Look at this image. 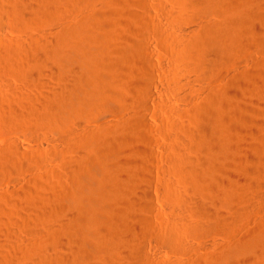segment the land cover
<instances>
[{"label":"rangeland","instance_id":"obj_1","mask_svg":"<svg viewBox=\"0 0 264 264\" xmlns=\"http://www.w3.org/2000/svg\"><path fill=\"white\" fill-rule=\"evenodd\" d=\"M11 1L12 0H10V1L9 0L8 1H6V0L1 1L0 0V5H3V6H0V8L3 9V7L5 5H6L5 8L8 7ZM22 1L23 2L25 1V3L28 2V5L30 4L31 6L30 5L29 6L32 9L37 8L39 6V4L46 2L49 6H51V8H53L52 10H54V11H52V13L55 14V12H56V14L55 15L48 14L50 16L46 15V17H47L46 19H43V18H45V16H42L43 18H39L40 19L39 21L37 19L35 21L34 20L35 18L33 19V17L31 18L32 19L31 20L30 14H28V15H26L27 17L25 16L26 18L25 17L24 18H25V20L27 19L26 21L29 22V23L27 22L29 26L26 24H25L26 27L20 26L21 29L23 28L21 30V29H19L20 27H18L16 22H14L13 20H8L7 18H5L2 15V10L0 9V13H1L0 14V20L5 24V25H3V23L0 22V25H2V26H0V39L3 40V41L0 40L1 45H3L1 42H4V40L10 41L11 39H15V40H13L14 42L16 41V39L18 41L21 40L23 42V44H25V42H27V40L30 39V37L35 38L34 36H36V38H41L42 34L44 33L46 35L45 32H47V34H48L49 30H51V32L59 30L60 27H63L65 25L64 23L69 25V23H71V24L73 22L77 23V21L83 22L84 20H87V19L89 20V18L91 20V21L90 20L89 21L91 23H93L92 19H94L93 18V17H95L94 15H96V16L105 15L103 17L106 18V20H105L106 23H113V21L114 22L119 21V23H122V24L128 23V25L126 24V26L122 25L123 30H122V34H121V40L124 39V41H125V40H129V39H135V37L137 38V34L139 35L138 31H140V32L142 31V33L145 32L144 38L146 41V45H147L146 48L147 49H145L146 55H144V56L147 59H144L143 60L144 62L137 60L135 62L136 63L135 69L132 70V72L130 73V74H132L131 77H130L129 73H128L129 76L125 75L122 78V81L119 85L120 88L118 86V90H115V89L113 90L114 91L113 93H115V94H112V91H111L109 96L111 95L110 97L114 98V99H109L110 102L106 101V103H104V104L100 102V103H98V105L93 106L92 109L79 110V112L77 114V118H74L73 127L75 126L74 129L76 131H80V130L82 131L84 128H86V131L90 130V132L91 131L101 132V133L111 132L112 140L115 137V139L113 141H114V143L115 142H117V143L113 144V141H111L112 143L110 141H108V143L107 142L104 143L105 146L99 145L98 142L95 143V141H96L95 137H92L93 135H89L86 138V140H83V142L82 141H76L77 140L76 139L74 141V143L75 144L77 143V144L74 145L75 146L74 147L73 145L71 146V145L65 144L66 142L63 139L62 130L60 128H56V126L49 125V124L46 126H43L41 128V130L37 134L34 135V133L31 131L32 130L31 127L29 125H27L26 123H25L26 125H23L24 123H17V121L15 119L10 120V117H9L7 111L9 110L10 106H13L16 103L21 102L22 97H23V100L25 101V103H28V102L30 103V102H32V100H35V101H33V103L38 102V101H40L39 99H41L42 95L46 94V95H44L46 97V96L51 95L50 93H52L53 91L54 92L59 91L60 86H61L60 85L61 82L55 76V73L53 70H55L56 67L51 65L53 63H51L50 61L45 63L46 66L44 68H42L40 70L36 69L37 71H34L31 74H29L30 72L29 73L27 72V71H30L29 66H27L28 63L27 64L25 63L24 65L21 64L20 66L19 65L18 66L13 65L14 68H12L13 66H11L10 69L9 68L4 69L2 67V65H0V88H2V89H0V147L1 148L3 147L2 148L3 151H6V149H8L5 147H11L12 144L17 147L16 149H13V150H16V151H14L15 153L13 152L14 156L12 154L10 155L11 157L13 156L11 160L9 159L10 158L9 156H6L4 154V152L0 150V155H2L0 157V213L2 211L4 212L6 210L10 211V213L6 211L4 215L1 213L3 215V217H5V218H2V222H3L2 227L3 228L0 226L2 228V229H0L1 230L0 231V250H1L0 251V258L3 257L2 259L4 260V262L9 260L10 262H12L11 264H18L19 261H21V260H25V259L29 260L31 256H33V255L37 256V254L42 250L39 248L44 246L43 245V243H45V240H44L45 232H44V230L49 226L51 220H50V222H48V221L46 222V220L41 221L43 224H46V225L49 223L47 225V227H46V225L43 226V224H41V222L40 223L37 222L35 225H32L29 223L30 222L29 219L32 216V215L30 216V214L33 211L32 203H33V201H35V198L27 199L26 196H27L28 192L26 190H28V188L32 189L31 187L28 186V184L31 185V183L34 181V179L32 177L36 178L35 181H37L39 179L37 182H39L42 190L44 189L43 195L45 197L50 196L49 200H52V202H54V199L56 198L55 201H58L57 202L58 204L57 203L55 204L56 207L54 206V203L52 204L49 200H47V199H45V200L49 204L51 203L50 206H52L53 211H54L53 208L55 207V210L58 211V212L55 211V212H57V213H55L56 218H58L59 220L61 219V222L63 223V222H65V219H66L65 214L67 212L66 210L64 211L65 206H66L64 204V203H66L65 198L66 199L68 198V196L66 197V194L68 192L66 188H68L69 185L71 188V180H70L71 178L69 177V175H67L69 173V171H68L69 167H70L69 165H71L72 162H74V160L76 158H78L77 156L80 157L79 154H82V153L84 154V152L86 154L87 149L89 150L92 147L91 149H93L94 151H96V149H97V151H98V148L100 147V149L102 151H99V152L96 151L95 152V154L97 153L96 154V162H95L97 165L94 163V165L91 166L89 176H87L85 178V181H87V182H83L82 186L80 185V187H78V189L76 190V197L77 198L80 197L79 200L78 199L77 200H78V203L80 201H81L80 203L83 202L82 204H85V202H86V204H92V202L95 201L93 203V206L96 208V213H98V214L95 213V216H96V219L98 220V223H100V224L102 223V226H104V224H107L110 221V218H109L110 215H109V212H107V210H109L108 206H110V201H112V200H109L110 199L109 194H108L109 199L107 198L108 197L107 194L103 195L104 190H105V189H103L104 188L103 185L106 184V177L104 175L102 168H104V167L105 168L106 167H108V168L122 167V168L130 169V170H137V171L143 170V172L145 173L143 176V172L142 171H141L142 173L139 172V173H141L140 176L141 177L143 176V178L142 179L140 178L141 179L140 185L136 191V195L138 197H136V198L139 199L138 201H140L139 202L140 204L142 203L141 204L142 208L144 207L142 210L138 209L139 212L137 214L140 218H143V217L147 218L145 220L146 221L148 220L147 221L148 225L145 226V228L139 227L137 229L138 232H140V231L142 232V230H143V232L142 233L140 232L142 236L139 235L140 237L136 238V240L134 239V241H133V243H135L134 244L135 246L133 247V248H135V249H133L134 258H131L128 255V251L125 250L126 248H124V250L122 248L120 253L117 254V257L116 256L113 257L114 264H163V263L167 264L168 263L167 261H172L171 262L172 264L174 263V261H175L174 264H178V263L179 264L180 263H182V264H194L196 261H197L196 262L197 264H264V155L262 154V153H264V151H260V150H264V144H263L264 138H262V137H264V133H263L264 132V125H263L264 124L263 123L264 122V79H263L264 78V76H263L264 75V71H263L264 70V67H263V65H264V47H262V46H264L263 45L264 44V17H263L264 16V13H263L264 12L263 11L264 10V8H263L264 7V2H263L264 0H261V1L260 0H242V5L252 7L255 10L257 8V12L259 14H261L260 12H262L261 15L257 14V16H254L255 19H253V22H252L255 25V27L252 24L251 29L256 28V31H255V29H253V30L249 29V31H248L246 26H242L241 28L236 26L237 24L234 21H235V18H237V16L240 15L241 11L239 10L240 6L237 3H235L234 0H229L230 3L226 7V9H223L222 11H220V13L223 16H225V18H226L225 25L221 24V23L213 22V21H215L213 12L211 11L208 13L207 11H205V8L203 7V3L205 0H199V1L198 0H192V1L189 0L190 2L188 0H127V1L126 0H114L115 2L113 0H104V1L103 0H101V1L100 0H97V1L92 0L93 1L92 3L90 2L91 0H86V1L85 0L84 1L74 0L72 2V4H71L72 0L71 1L68 0V2H67L68 5L65 4L66 6H64V3H62L63 1L61 2L60 0H56V1L55 0H45V1L44 0H42V1L41 0H33V1L32 0H22ZM35 1L38 4H36ZM69 1H70V3H69ZM245 1H246V4H245ZM39 2H41V3H39ZM82 2H84L83 4H85V5H83ZM111 6H112V8H111ZM180 6H182L183 8H179ZM63 7H66V8H63ZM68 7H70V8H68ZM107 7H109V8H107ZM200 7H201V9H200ZM260 7H262V8H260ZM106 8H107V10H106ZM184 8H185V10H184ZM64 9H67V11ZM28 10H30V9H28ZM28 10L26 11L27 13H29L31 11V10L30 11H28ZM62 11H63V15H62ZM70 11L72 14L70 13ZM147 11L148 12L151 11V12H149V14H148V13H146ZM112 12L117 13V14H113ZM133 12H134V14H133ZM198 12H199V14H198ZM202 12L204 15L202 14ZM58 14H59V16H58ZM73 14H74V16H72ZM130 14L133 15L132 19H131ZM147 14H148V16H147ZM186 14L191 18H189ZM75 15L77 16L78 19L76 18ZM139 15L143 18L145 16H147V18H149V20H151V21H149L148 19H147L148 21L146 19H144L145 20L144 22L147 21L148 24L143 23V25H145V26H143L142 22H140V25L138 27L139 29H138L137 25L135 26L133 23H137L136 22V20H137L136 16H138V19H139L140 18ZM259 16H261V17H259ZM50 17H52V18H50ZM68 17H70V18H68ZM153 17H154V19H151ZM184 17H185V19H184ZM56 18H58V19H56ZM134 18H136V19L133 20ZM4 19L6 22H4ZM107 19H109V21ZM131 20L134 22H131ZM255 20H256V22L258 21L257 23H260V22L261 23L257 24L255 22ZM10 21L11 22L13 21L15 23V24H13V22L11 23L14 26L10 25ZM37 22H38V24H36ZM129 22H131L133 24V26ZM151 22L155 26L152 25ZM176 22H177V25H176ZM24 23H25V21H24ZM33 23H35V24H33ZM57 23L60 25L59 27H58ZM208 23L210 26L208 25ZM157 24H159L160 27ZM234 24H236L235 25L236 29H235V26H232ZM67 25H65V26H67ZM16 26H17V28H16ZM156 26H158V27H156ZM205 26H207V27H205ZM217 26H218V28H217ZM130 27H131V29H130ZM152 27L154 29H152ZM25 28H26V30H25ZM144 28H145V30H144ZM147 28H150V29H147ZM155 28H157V29H155ZM232 28L235 31H237L236 36H233L234 30ZM205 29H207V30H205ZM132 30L134 33H132ZM151 30H153V31L151 32ZM199 30L201 31L200 33H199ZM205 31H206V33H205ZM241 31L243 32V34ZM245 31L247 34L245 33ZM196 33H198V34H196ZM201 33L204 36L201 35ZM212 33L215 36H213ZM26 34L28 36L29 35L30 36L26 37ZM239 34L241 35V37ZM37 35L38 36L41 35V36L38 37ZM134 35H135V37H134ZM230 35H232V36H230ZM197 36H199L201 38V40H200L201 45L200 46H204V47H200L199 52L200 51L201 52L200 53L198 52V56L203 55L204 56V57L202 56L203 60H204V58H206L207 60L205 59L203 61L202 57H200L199 59H191V60L189 58H187V60H189L188 62H190V63L192 62L190 64V63H187V60H185V58H184V60L186 62L183 61V59L181 60L182 61L181 62L179 60L180 58L178 59L176 57V55L178 53H180V52H178L179 48L181 49V47H184L186 45V42H188L189 40H191V41L194 40V38ZM210 36H212V37H210ZM226 36L227 37L230 36L229 38L231 40L229 38H227ZM238 36H239V38H238ZM21 37H23V38H21ZM242 37H247L246 38L247 40L246 39L243 40ZM258 39H260L261 41ZM7 41H5V42H7ZM21 41H19V42H21ZM184 41H186V42L184 43ZM212 41H214V42L212 43ZM253 41H255V42H253ZM226 42H227V44H225ZM204 43H205V45H204ZM256 43H257V45H259V48L255 47ZM224 44L226 45L225 47L223 46ZM4 45L0 46V48L4 47ZM180 45H181V47H180ZM215 45H217L216 46V47H218L217 49H215L216 48V47H214ZM229 45H230V47H229ZM253 45H254V47H253ZM208 49L210 52L208 51ZM219 49H221L223 52H221ZM213 50L215 52H212ZM259 50H263V51H259ZM171 51H174L175 56L172 55L173 53ZM260 52H262V53H260ZM212 53H214V54H212ZM143 54H144V51H143ZM210 56H212V58ZM216 58H218V59H216ZM208 59L210 60V62L208 61ZM211 59L212 60L214 59L216 61L215 62L212 61V63H211ZM223 59H224V62H223ZM146 60L148 63L146 62ZM205 61L206 62L208 61V63L205 64ZM195 62L197 63V65L199 63L198 69H201L202 70L201 72H200V70L196 69L197 65L195 64ZM202 62H204L205 65ZM209 63L212 64V66ZM213 63L217 64L216 68H214L215 66L213 67V65H214ZM201 64L204 65V66L203 65L201 66L202 68H200ZM208 64L211 67H213L214 69L210 68ZM22 65H23V67L25 66L24 68H26V66L28 67V70L26 68V72L28 73L29 76L28 75L24 76L26 74V72H25V69H23ZM143 65H144V67H143ZM193 66H195L196 68H194ZM206 66H208V69L209 68L210 69L208 70L206 68L207 71L206 70L204 71L203 68ZM20 72H22V73H20ZM43 72H46V73H43ZM258 72H261L263 74L261 75V73H258ZM40 73H41V75H40ZM204 73L205 74L207 73L206 74L207 76H205ZM253 73H255V74H253ZM32 74H33V76H32ZM30 75L32 76V78L30 77ZM48 77H50V78H48ZM144 79H145V81H144ZM146 80H150V82L153 83V85H150V89H151L150 91L154 97H152L153 100L150 99L148 101L149 104H147V106L142 107V106H140V103H141L140 98L141 97L138 96L137 94L141 95V93H142L141 89H143V88H139V87H142V85L146 82ZM23 81H25V83L27 82L26 85H28V87L26 86L24 88L23 84L25 85V83ZM46 81H48V83H50V84L44 83ZM53 82H55L56 84ZM57 83H59V84H57ZM43 86H44V88H42ZM30 87H31V89H30ZM49 88L52 90L50 91ZM37 89H39V90H37ZM120 89H121V91H120ZM44 90H45V92H44ZM30 92H31V94H30ZM41 92H43L44 94H42ZM135 92H137V93H135ZM23 93L25 96L22 95ZM9 94L12 95V97ZM18 94L20 96H17ZM119 94H122V96H119ZM205 95H207V96H205ZM8 96H9V98H7ZM26 96L30 98V99L27 98L28 102H26L27 101ZM114 96H117L119 98L114 97ZM136 97H139V98H136ZM198 97L201 99H198ZM18 98L19 99L21 98V99L17 100ZM115 98H117V100ZM36 99H38V100L36 101ZM137 99H139V101H138L139 103L137 102ZM209 99H211V101H213V106H214L213 111L214 112H209V113L204 114L201 117H199V116L196 117V115H194L195 107H198L200 103H204L206 101H209ZM13 101L14 102L17 101V102L14 103ZM24 101H22L23 105L21 103H19L20 105L17 104L19 107L16 105L18 107V108H16L17 110H19V111L22 110L21 109L22 106L25 105ZM188 101H190V102H188ZM107 102H108V104H107ZM214 102H215V104H214ZM190 103L191 104L193 103V104L191 105ZM6 104H9V105L7 106ZM11 104H13V105H11ZM186 105H187V107H186ZM5 106H6V108H5ZM1 107H3V108H1ZM185 107L188 109H186ZM140 108L142 109L143 113L140 111ZM192 108H193V110H192ZM179 109H182V110H179ZM3 110H4V113H3ZM177 111H179L180 113ZM145 112H146V114H145ZM192 112H194V113H192ZM6 115L8 116V118L6 117ZM206 115H208V116H206ZM144 116H145V120H143ZM259 116H261V117H259ZM1 118H3V119H1ZM12 120H14L15 123H12V122H14ZM134 121H135V123L137 122L135 126H133ZM140 121H143V123L142 122L140 123ZM128 122H129V125H130V123H132V125H130V126L133 127V130L135 127V131H134L133 135L128 133V131H125V134H127L126 135L127 137H126L124 134V129L130 128L129 125H128L129 127L127 126ZM170 122H172V123H170ZM256 122L258 124H256ZM78 123H79V125H76ZM192 124L196 127H194ZM259 124H261V126H259ZM81 126L83 128H81ZM172 126H175L176 129H174ZM257 126H259V127H257ZM119 127H121V128H119ZM178 127L181 128V130ZM199 127H201V128H199ZM119 129H120V131L118 132ZM173 129L175 131H173ZM198 129H200V130H198ZM206 129H208L209 131ZM186 131L187 132L190 131V132L187 133ZM201 131H203V132H201ZM122 132H123V134H122ZM209 132H211V133L209 134ZM167 133H168V135H166ZM175 133H176V137L174 136ZM38 134H39V137H38ZM129 135H130V137H128ZM184 135H185V139H186L185 141L186 142L188 141L187 142L188 148L186 150V154H188V156H190V158L192 156L191 159H193L197 162L199 161L198 163L202 164V165H200L202 170L207 169V171H210L212 169L213 179H214V182L216 183L215 186H217L218 188L214 187L213 188L214 190H211L209 192L207 190H206V192H205V190H203L204 192H199L198 191L199 189H196L194 184L193 185L190 184L189 187H191V188H189L188 187L189 184L186 186L183 183V181L179 182L181 177L178 173H176L175 171L172 170L171 166H170L171 171H169L170 169L168 166L170 164H169V162H167L168 158L166 157L167 152H168L167 146L168 147L172 146V143H173L172 141H173L174 137L176 139L179 137H183V139H184ZM189 135H190V137H189ZM205 135H206L207 139L205 138ZM260 135H261V137H260ZM118 136H119V139H118ZM192 136L194 138H192ZM214 136H217V137H214ZM121 137L124 139L125 143L123 142V139ZM125 137L127 139H125ZM91 138H92V141L90 140ZM187 138H189V139H187ZM93 140H95V141H93ZM130 140L132 142H129ZM190 140H192V141H190ZM195 140L196 141L198 140L199 142H196ZM227 141H228V143H227ZM80 142H81V144H80ZM127 142H128V144H127ZM200 142H202V143H200ZM215 142H218V144L216 146L218 147V145H219L220 149L212 147V145L213 146L215 145ZM92 143H93V145H92ZM196 143H197V145H196ZM5 144L7 146H5ZM78 144H80V145H78ZM94 144L95 145L97 144L98 146L97 145L94 146ZM8 145H10V146H8ZM164 145H165L166 150H165V148H163ZM256 145H258V146H256ZM262 145H263V148L260 147ZM14 146H12V147H14ZM78 147H79L80 151L78 150ZM96 147H98V148H96ZM190 147H192L191 150H190ZM252 147H254V148H252ZM255 147H258V148L255 149ZM188 149H189V151H188ZM17 150H18V152H17ZM75 150L77 152H75ZM104 150H106V151H104ZM109 150H110V152H109ZM16 152L19 154H17ZM21 152L25 155V156H23V159H22L23 154ZM147 153H149V154H147ZM83 154H82V156H83ZM150 154H151V156H150ZM196 154H197V156H196ZM4 155L6 158L8 157L7 159H9V163H8V161H6V163H8L6 165H4L5 159H6V158H4ZM73 155H75L76 158ZM16 156H17V158H16ZM69 157H71V158L69 159ZM16 159L17 160L19 159V161H17ZM203 159L205 160V162ZM208 160H209V163H208ZM97 161H99L100 163L105 161L104 162L105 164H103V163L99 164V162H97ZM19 162H21V163H19ZM165 162H167V163H165ZM244 162L246 164H249L250 166H252L251 168L255 172V179L254 180H251V181L248 180L247 181V179H243V175L241 172V165ZM16 165L18 167H16ZM67 165H68V167H66ZM145 165L146 166L148 165L147 167H149V168H147ZM98 166H100V167H98ZM164 167H166V168H164ZM168 172H169V174H168ZM172 172L174 174H172ZM36 175L38 177H41V178H38ZM66 175L69 177V179ZM172 175H174V176H172ZM175 176L179 177L180 179L176 178ZM241 177H242V179H241ZM31 178L33 179V181L29 182V181H31ZM88 179H89V181H88ZM168 179H172L170 181H175V182H176V180H179L178 182H176V184L178 183L179 188L176 185L175 189L178 188L177 191L178 190L181 191L178 194H180L181 196L183 195L185 199L188 198V200H189V198H190L189 201L186 199V201H188V202L191 201L190 204L192 203V205H189V203L187 202L188 203L187 205H189V208L186 207L187 205L186 206L184 205V207L182 206L184 211L181 207L179 208L178 213H177L178 208H176V207L174 208V210L176 212L173 210L171 202L167 201V199L165 197L166 192H163L164 185L166 183H168V184L170 183V181ZM64 180L66 183H64ZM68 180H70V181H68ZM242 180H246L247 183H245V182L243 183ZM172 183L173 182H171L170 185H172ZM174 183H173V186H174ZM64 184H65V187L63 186ZM180 184L182 187L179 186ZM66 185H68V186L66 187ZM198 185H200L199 182H198ZM60 186H63V190L66 191V194L62 190V187L60 188ZM166 186L167 185H165L164 191H166V188H167ZM26 187H28V188H26ZM20 188H21V190H20ZM70 188H68V189H70ZM182 190H184V191H182ZM9 191H10V193H9ZM30 191L33 192V190H29L28 197H29V194L30 195L34 194V192H33V194H31ZM60 191L65 195L63 196V194H62V196H61ZM148 193H150L148 195L149 197L147 196ZM194 193H195V195H194ZM54 194H59L57 196H59L61 198L55 197ZM184 194H186V195H184ZM4 195L6 196V198L9 196L7 198L8 200L4 197ZM207 196H209V197H207ZM17 197H19V199H20L19 203L17 201V200H19ZM24 197L28 200L29 203L26 202L27 200H25ZM88 197H89L90 202H89V200H88V202L86 200V199H88ZM146 197L148 198L147 200L145 199ZM163 197H165V198H163ZM58 198L60 201L58 200ZM140 198H143V200L141 199L142 200L141 201ZM4 199H6V201ZM23 199H24V201H23ZM37 199H36V201H39V199L38 200ZM61 199H62V201H61ZM97 199H98V201H97ZM101 199H102V201H101ZM13 200H16V201H13ZM91 200H92V202H91ZM103 200H105V201H103ZM163 200L167 201V204H169V202H170L171 207L169 205L167 206L166 202H164ZM192 201L193 202L197 201V202H195L194 203L195 205H194ZM6 202H7V204H6ZM20 202H22V203H20ZM146 202H147V204H146ZM196 203H197V205H196ZM198 203H201V204H198ZM4 204L6 207L4 206ZM144 204L146 206H143ZM27 205H29V206H27ZM105 205H107V207ZM150 205L152 206V208ZM200 205L204 206L206 209L201 207ZM2 206H4V207H2ZM17 206H19V207H17ZM62 206L64 207V209ZM165 206H167V208ZM192 206H194V207L198 206L199 208H196V209L194 208V209L188 210ZM6 208H8V209H6ZM145 208L147 209L146 211H145ZM169 208L170 209L172 208L171 211ZM185 208H187V210ZM99 209L102 210L101 213H100L101 210H99ZM149 209L151 210L150 211L151 213H149ZM199 209H201V211H199ZM194 210H197V211H194ZM208 210H210V212H207ZM214 210L217 212V214ZM11 211H12V213H11ZM62 211H63V213H62ZM13 212H15V213H13ZM26 212L28 215L26 214ZM29 212H30V214H29ZM183 212H185V214H183ZM206 212L208 213V216H207ZM179 213H180V216L176 215ZM205 213H206V215H205ZM12 214H14V216H16L17 218L14 217ZM57 214H58V216H57ZM104 214H106L105 216L108 215L107 217L109 218V220L107 219V217H105L106 220H108L107 222L103 216ZM172 214H174V215H172ZM190 214H192V215H190ZM10 215H12V219H10L11 218V217H9ZM19 215H20V217H19ZM24 215L26 216L27 220H26V218H24L25 217ZM221 215H223V216H221ZM141 216H143V217H141ZM172 216H173L174 220H173ZM181 216L184 217L183 219H186V220L183 221ZM218 216H220V217H218ZM191 217H192V219H191ZM99 218H100V220H99ZM179 218H181V219H179ZM187 218L188 219L190 218V219L188 220ZM101 219H102V221H101ZM197 219L199 221H197ZM180 220L182 222H179ZM16 221H18V222H16ZM25 221L27 223H25ZM104 221H105V223H104ZM186 221H188V222H186ZM192 221L194 222V224L197 221L195 224L196 227L192 223ZM200 221H202V223ZM174 222H175V224H173L172 227H174V225H175L178 228L174 227L175 229H172L173 231L170 229L168 230L167 228L170 225H172V223H174ZM203 222L206 223L205 224L206 227L204 226ZM215 222H216V224H215ZM221 222H223V224ZM181 223L183 225H181ZM197 223L199 224L200 228L199 227L197 228V225H198ZM213 223L215 224V226ZM224 223H225V225H224ZM7 224H9V226ZM37 224H39L38 226L41 225L40 227L42 228L43 231L40 230V228L38 226L36 227ZM166 224H168L167 227H166ZM190 224H192L191 225L192 227L190 226ZM200 224L203 225L204 227H202ZM13 225H15V226H13ZM31 225L34 227V229L36 228L35 230L39 229V230H37L38 234H39V231H41L40 233H41L42 237L40 235H38L34 229H33L34 231L33 230L29 231L30 229H32V228L29 229V227H31ZM179 225H181V226H179ZM207 225L210 226V228ZM27 226H29V227H27ZM183 226L186 227L187 229L184 228ZM149 227H151V228H149ZM164 227H165V229H164ZM181 227L184 230L186 229L185 232H189V233H185L184 231H183L184 233L182 231H176V229L181 230L182 229ZM153 228H155L156 230L155 229L153 230ZM170 228H171V226H170ZM188 228L189 229L194 228V229L191 232ZM6 229H8V230H6ZM146 229H147V233H146ZM150 229L152 232H154L153 234L151 231H148ZM3 230H5L4 233H3ZM163 230H166V231H163ZM194 230H195V232H194ZM168 231L169 232L171 231V232L168 233ZM8 232H10V234H7ZM33 232H35V233H33ZM172 232H174V233H172ZM176 232L179 233L178 239H179L181 234H182L181 237L183 239L180 237V240L177 241V233ZM2 234H4V235H2ZM145 234H147V235L145 236ZM148 234H150V235L148 236ZM161 234H163L165 236H163ZM172 234H174V235H172ZM184 234H186V235H184ZM35 235H36V237L37 236H40V237L36 238ZM175 235H176V237H175ZM143 236H145V237H143ZM32 237H33V239L35 238L36 240L34 239V240H32V242L30 241V243H31L30 244L29 240H31ZM9 238L13 239V240H10ZM18 238H19V240H18ZM39 238H40V240H38ZM16 240H17V243H16ZM20 240H21V242H20ZM141 240L143 241V243ZM42 241H43V243H42ZM23 242H25V243H23ZM147 242H148V244H147ZM32 243L35 244L36 246H34ZM38 244H39V246H38ZM11 245H12V247H11ZM16 245L17 246L19 245V247H20L19 250H16V249H18V247H15ZM26 245H27V248H26ZM31 245H32V247H31ZM36 247H37V250H40L39 252H37L35 250ZM12 248H14V249H12ZM20 249H21L22 253L19 252ZM153 249L154 250L157 249V251L155 250V252H153L154 251ZM9 252H10V254H9ZM24 252H26L27 255L24 254ZM49 252L52 254L51 251H49ZM4 255H6L8 257H4ZM16 256L18 258L20 256V258L16 259L17 258ZM33 257H31V259L35 258V257L34 258ZM114 258H117V260ZM2 259H0V262ZM3 260H2V262H3ZM13 260H14V262L16 261V263H14ZM191 260H193V261H191ZM9 261L7 263H10ZM176 261H178V263H176ZM183 261H185V262H183ZM4 262H3V264H7ZM169 264H170V262H169Z\"/></svg>","mask_w":264,"mask_h":264},{"label":"bare ground","instance_id":"obj_2","mask_svg":"<svg viewBox=\"0 0 264 264\" xmlns=\"http://www.w3.org/2000/svg\"><path fill=\"white\" fill-rule=\"evenodd\" d=\"M2 1V0H1ZM4 1V0H3ZM6 1H8V0H6ZM10 1V0H9ZM21 1V2H20ZM12 0L11 2H10V4H9V6L8 7H6L5 8V6L3 7V9H1L2 10V15L5 17V18H7L8 20H13L14 22H16V24L18 25V27H20V26H25V24L26 25H28V21H26L25 20V18L27 17L26 15H28V14H30V19L33 17V19L36 21V19L39 21L40 19L39 18H43L42 16H45V18H43V19H46L47 17H46V15H48V14H53L52 13V11H54V10H52L53 8H51V6H49L46 2L45 3H41V2H39V3H41V4H39V6L37 7V8H34V9H32L29 5H28V2H26L25 3V1L23 2L22 0ZM33 1V0H32ZM42 1V0H41ZM45 1V0H44ZM56 1V0H55ZM62 3H64V6H66L65 4H67V2H68V0H60ZM71 1V0H70ZM70 1H69V3H70ZM74 0H72L71 1V4H72V2H73ZM82 1H84V0H82ZM86 1V0H85ZM97 1V0H96ZM101 1V0H100ZM99 1V2H100ZM104 1V0H103ZM114 1V0H113ZM127 1V0H126ZM189 1V0H188ZM192 1V0H191ZM199 1V0H198ZM235 1V3H237L239 6H240V8H239V10L241 11V13H240V15H238L237 16V18H235V23L237 24H234V25H232V26H237V27H242V26H246V28H247V30L249 31V29H251V26H252V22H253V19H255L254 18V16H257V14H259L258 12H257V8H256V10L255 9H253L252 7H249V6H244V5H242V0H234ZM261 1V0H260ZM80 2V1H79ZM91 3L93 2L92 0L90 1ZM106 2V1H105ZM115 2V1H114ZM129 2V1H128ZM140 2V1H139ZM138 2V3H139ZM181 2V1H180ZM185 2V1H184ZM190 2V1H189ZM264 2V1H263ZM262 2V3H263ZM35 3H36V1H35ZM60 3V2H59ZM61 3V4H62ZM84 2H82V4H83ZM96 3V2H95ZM175 3V2H174ZM187 3V2H186ZM185 3V4H186ZM199 3V2H198ZM202 3V2H201ZM229 0H205L204 1V3H203V7L205 8V11H207L208 13L209 12H213V14H214V20L215 21H213V22H215V23H221V24H224L225 25V23H226V18H225V16H223L221 13H220V11H222L223 9H226V7L229 5ZM254 3V2H253ZM36 4H38V3H36ZM100 4V3H99ZM109 4V3H108ZM140 4V3H139ZM179 4V3H178ZM245 4H246V1H245ZM59 5V4H58ZM68 5V4H67ZM83 5H85V4H83ZM181 5V4H180ZM191 5V4H190ZM202 5V4H201ZM260 5V4H259ZM0 6H3V5H0ZM37 6V5H36ZM88 6V5H87ZM145 6V5H144ZM183 6V5H182ZM182 6H180L179 8H183ZM186 6V5H185ZM189 6V5H188ZM257 6V5H256ZM110 7V6H109ZM109 7H107V8H109ZM191 7V6H190ZM263 7V6H262ZM262 7H260V8H262ZM61 8V7H60ZM63 8H66V7H63ZM62 8V9H63ZM68 8H70V7H68ZM67 8V9H68ZM107 8H106V10H107ZM111 8H112V6H111ZM110 8V9H111ZM203 8V9H204ZM259 8V7H258ZM264 8V7H263ZM28 9H30V10H28ZM67 9H64V10H66L67 11ZM147 9V8H146ZM197 9V8H196ZM200 9H201V7H200ZM30 11L29 13H27L26 11ZM69 10V9H68ZM109 10V9H108ZM112 10V9H111ZM184 10H185V8H184ZM103 11V10H102ZM197 11V10H196ZM200 11V10H199ZM264 11V10H263ZM117 12V11H116ZM130 12V11H129ZM149 12H151V11H149ZM149 12L147 11L146 13H148L149 14ZM233 12V11H232ZM58 13V12H57ZM60 13V12H59ZM66 13V12H65ZM70 13H71V11H70ZM101 13V12H100ZM113 13V12H112ZM261 14H262V12H260ZM264 13V12H263ZM1 14V13H0ZM55 14H56V12H55ZM55 14H53V15H55ZM69 14V13H68ZM72 14V13H71ZM98 14V13H97ZM113 14H117V13H113ZM133 14H134V12H133ZM148 14H147V16H148ZM193 14V13H192ZM191 14V15H192ZM195 14V13H194ZM198 14H199V12H198ZM202 14H203V12H202ZM207 14V13H206ZM205 14V15H206ZM261 14H259V15H261ZM50 15H48V16H50ZM62 15H63V11H62ZM66 15V14H65ZM111 15V14H110ZM131 15V19L133 18L132 16V14H130ZM136 15V14H135ZM143 15V14H142ZM184 15V14H183ZM187 15V14H186ZM204 15V14H203ZM202 15V16H203ZM209 15V14H208ZM216 15V16H215ZM26 16V17H25ZM58 16H59V14H58ZM57 16V17H58ZM69 16V15H68ZM72 16H74V14L72 15ZM71 16V17H72ZM76 16V15H75ZM91 16V15H90ZM95 17H93L94 19H92V22L93 23H91L90 21V18H89V22L87 21V20H84L83 22L81 21V22H78L77 20V23L75 22H73L72 24L71 23H69V25H67L66 23H64L65 25H67V26H63V27H60L59 28V30H56V31H53V32H51V30H49V33L47 34V32H45L46 33V35L43 33L42 34V36H41V38H36V36H34L35 38H31L30 37V39H28L27 40V42H25V44H23V42L21 41V40H19V41H21V42H19L17 39H16V41L14 42L13 40H15V39H11L10 41H7V40H4V42L5 41H7V42H1L3 45H4V47H2V48H0V65H2V67L5 69V68H9L10 69V67L11 66H13V65H21V64H27L28 63V65L27 66H29V70L30 71H27L29 74H31L32 72H34V71H37L36 69H42V68H44L45 66H46V64L45 63H47V62H51V63H53V64H51V65H53L54 67H56V69L55 70H53L54 71V73H55V76L58 78V80L61 82V86H60V90L59 91H57V92H52V93H50L51 95H49V96H44V95H46V94H44L43 92H41L42 94H44V95H42L41 96V99H39L40 101H38V102H35V103H33V101H35V100H32V102H28V99H30L29 97H27L26 96V102H28V103H25V101L23 100V97H22V100H21V102H19V103H23L22 101H24V103H25V105L24 106H22V110L21 111H19V110H17L16 108H18L19 106L17 105V104H19V103H16V102H14V103H16L15 105H13V104H11V105H13V106H10V108H9V110L7 111L8 112V115H9V117H10V120L11 119H15L16 121H17V123H24L23 125H29L30 127H31V131L34 133V135L35 134H37L40 130H41V128L43 127V126H46V125H53V126H56V128H60L61 130H62V136H63V139H64V141L66 142L65 144H68V145H76L75 143H74V141L76 140V141H82L83 142V140H86V138L89 136V135H93L92 137H95V139H96V141L95 140H93V141H95V143L96 142H98L99 143V145H104L105 146V144L104 143H108V141H113L114 139H115V137H114V139L112 140V134H111V132H104V133H101V132H93V131H91L90 132V130H87L86 131V128H84L82 131L80 130V131H76L74 128H75V126L73 127V121H74V118H77V114H78V112H79V110H85V109H92L93 108V106H95V105H98V103H106V101H108V102H110L109 101V99H114V98H111L110 96H109V94L111 93V91H112V94H115V93H113L114 91V89L115 90H118V86L120 85V83H121V81H122V78L125 76V75H128V73L130 74L131 72H132V70H134L135 69V62L138 60H140V61H143L144 59H147V58H145V56L144 55H146L145 54V49H147L146 48V41H145V32H143L142 33V31L140 32V31H138L139 32V35L137 34V38L135 37V35H134V37H135V39H129V40H125L124 41V39L123 40H121V34H122V25H125L126 26V24L128 25V23H119V21H116V22H114L113 21V23H106L105 22V20H106V18L105 17H103V16H105V15H103V16H96V15H94ZM115 16V15H114ZM128 16V15H127ZM140 16V15H139ZM147 16H145L144 18L143 17H141L140 16V18L138 19V16H136V18H137V20H136V22L137 23H133L135 26L137 25V28L139 27V25H140V22H142V25H143V23H145V24H148L147 23V21L149 20V18H147ZM188 16V15H187ZM194 16V15H193ZM196 16V15H195ZM201 16V15H200ZM207 16V15H206ZM236 16V15H235ZM25 17V18H24ZM29 17V16H28ZM55 17V16H54ZM66 17V16H65ZM79 17V16H78ZM107 17V16H106ZM110 17V16H109ZM113 17V16H112ZM124 17V16H123ZM180 17V16H179ZM178 17V18H179ZM189 17V16H188ZM259 17H261V16H259ZM264 17V16H263ZM50 18H52V17H50ZM68 18H70V17H68ZM76 18H77V16H76ZM114 18V17H113ZM116 18V17H115ZM118 18V17H117ZM136 18H134L133 20H135ZM189 18H191V17H189ZM55 19V18H54ZM56 19H58V18H56ZM66 19V18H65ZM78 19V18H77ZM86 19V18H85ZM112 19V18H111ZM144 19H148L146 22H144L145 20ZM151 19H154V17L153 18H151ZM182 19V18H181ZM184 19H185V17H184ZM234 19V18H233ZM32 20V19H31ZM33 20V21H34ZM108 21H109V19H107ZM119 20V19H118ZM258 20V19H257ZM263 20V19H262ZM12 21V22H13ZM24 21H25V23H24ZM45 21V20H44ZM56 21V20H55ZM70 21V20H69ZM127 21V20H126ZM129 21V20H128ZM149 21H151V20H149ZM175 21V20H174ZM173 21V22H174ZM206 21V20H205ZM0 22H2L1 20H0ZM4 22H6L5 21V19H4ZM11 21H10V25L12 26L13 24H15L14 22H13V24H11L12 23ZM28 22V23H27ZM43 22V21H42ZM131 22H134V21H132L131 20ZM131 22H129V23H131ZM154 22V21H153ZM172 22V23H173ZM255 22H256V20H255ZM258 22V21H257ZM256 22V23H257ZM263 22V21H262ZM3 23V22H2ZM152 23V22H151ZM155 23V22H154ZM233 23V22H232ZM261 23V22H260ZM260 23H257V24H260ZM33 24H35V23H33ZM36 24H38V22L36 23ZM40 24V23H39ZM58 24V23H57ZM71 24V25H70ZM132 24V23H131ZM133 24H132V26H133ZM231 24V23H230ZM3 25H5L4 23H3ZM130 25V24H129ZM151 25V24H150ZM152 25H154L153 23H152ZM151 25V26H152ZM157 25H159V24H157ZM174 25V24H173ZM176 25H177V22H176ZM208 25H209V23H208ZM214 25V24H213ZM254 25V24H253ZM0 26H2V25H0ZM14 26V25H13ZM29 26V25H28ZM60 25L58 24V27H59ZM131 26V25H130ZM143 26H145V25H143ZM155 26V25H154ZM170 26V25H169ZM210 26V25H209ZM236 26H235V29H236ZM262 26V25H261ZM26 27V26H25ZM156 27H158V26H156ZM159 27H160V25H159ZM175 27V26H174ZM205 27H207V26H205ZM216 27V26H215ZM254 27H255V25H254ZM16 28H17V26H16ZM129 28V27H128ZM204 28V27H203ZM217 28H218V26H217ZM223 28V27H222ZM231 28V27H230ZM19 29H21V27L19 28ZM23 29V28H22ZM21 29V30H22ZM54 29V28H53ZM130 29H131V27H130ZM129 29V30H130ZM139 29V28H138ZM147 29H150V28H147ZM152 29H154L153 27H152ZM155 29H157V28H155ZM229 29V28H228ZM233 29V28H232ZM245 29V28H244ZM253 29H255V31H256V28H252L251 30H253ZM25 30H26V28H25ZM24 30V31H25ZM141 30V29H140ZM143 30V29H142ZM144 30H145V28H144ZM205 30H207V29H205ZM234 30V29H233ZM153 30H151V32H152ZM221 31V30H220ZM232 31V30H231ZM254 31V32H255ZM30 32V31H29ZM124 32V31H123ZM137 32V33H138ZM201 31L199 30V33H200ZM208 32V31H207ZM227 32V31H226ZM242 32V31H241ZM240 32V33H241ZM258 32V31H257ZM132 33H134L133 32V30H132ZM205 33H206V31H205ZM225 33V32H224ZM237 31H235L234 30V32H233V36H236L237 34ZM245 33H246V31H245ZM31 34V33H30ZM125 34V33H124ZM196 34H198V33H196ZM242 34H243V32H242ZM247 34V33H246ZM260 34V33H259ZM201 35H203L202 33H201ZM212 35L213 36H215L213 33H212ZM240 35V34H239ZM245 35V34H244ZM250 35V34H249ZM24 36V35H23ZM28 35L26 34V37H27ZM30 36V35H29ZM28 36V37H29ZM33 36V35H32ZM38 36V35H37ZM40 36H38V37H40ZM139 36V37H138ZM195 36V35H194ZM200 36V35H199ZM199 36H197V37H195L194 38V40H187L188 42H186V41H184V43L186 42V45L184 46L183 44V46L184 47H181V45H180V47H181V49L179 48V50H178V52H180V53H178L177 55H176V57L181 61L182 59H183V61H185V60H187V58H189L190 60L191 59H199L200 57H202L203 55H201V56H198V52H199V49H200V47H204V46H200L201 44V36L199 37ZM204 36V35H203ZM230 36H232V35H230ZM229 36V37H230ZM133 37V36H132ZM210 37H212V36H210ZM225 37V36H224ZM227 37V36H226ZM229 37H227V38H229ZM240 37H241V35H240ZM257 37V36H256ZM21 38H23V37H21ZM147 38V37H146ZM204 38V37H203ZM214 38V37H213ZM217 38V37H216ZM221 38V37H220ZM223 38V37H222ZM238 38H239V36H238ZM243 38V40H245L247 37H242ZM260 38V37H259ZM20 39V38H19ZM26 39V38H25ZM193 39V38H192ZM210 39V38H209ZM219 39V38H218ZM230 39V38H229ZM250 39V38H249ZM261 39V38H260ZM260 39H258V40H260ZM1 40V39H0ZM147 40V39H146ZM203 40V39H202ZM231 40V39H230ZM236 40V39H235ZM247 40V39H246ZM251 40V39H250ZM1 41H3V40H1ZM217 41V40H216ZM229 41V40H228ZM261 41V40H260ZM259 41V42H260ZM18 42V43H17ZM214 41H212V43H213ZM238 42V41H237ZM251 42V41H250ZM253 42H255V41H253ZM263 42V41H262ZM20 43V44H19ZM22 43V44H21ZM180 43V42H179ZM188 43V44H187ZM211 43V44H212ZM224 43V42H223ZM230 43V42H229ZM244 43V42H243ZM246 43V42H245ZM261 43V42H260ZM207 44V43H206ZM220 44V43H219ZM225 44H227V42L225 43ZM223 45L224 47L226 46V45ZM253 44V43H252ZM262 44V43H261ZM3 45H1L0 44V46H3ZM178 45V44H177ZM204 45H205V43H204ZM209 45V44H208ZM222 45V44H221ZM232 45V44H231ZM256 45H257V43H256ZM255 45V47H258L259 48V45H257L256 46ZM264 45V44H263ZM211 46V45H210ZM209 46V47H210ZM217 45H215L214 47H216ZM236 46V45H235ZM207 47V46H206ZM229 47H230V45H229ZM228 47V48H229ZM246 47V46H245ZM253 47H254V45H253ZM262 47H264V46H262ZM218 47H216L215 49H217ZM211 49V48H210ZM225 49V48H224ZM227 49V48H226ZM230 49V48H229ZM233 49V48H232ZM173 50V49H172ZM207 50V49H206ZM221 52H223L221 49H219ZM228 50V49H227ZM238 50V49H237ZM143 51H144V54H143ZM208 51H209V49H208ZM229 51V50H228ZM259 51H263V50H259ZM173 54L172 55H174V51H171ZM176 52V51H175ZM201 52V51H200ZM199 52V53H200ZM210 52V51H209ZM212 52H215L214 50L212 51ZM217 52V51H216ZM219 52V51H218ZM207 53V52H206ZM260 53H262V52H260ZM212 54H214V53H212ZM209 55V54H208ZM207 55V56H208ZM217 55V54H216ZM223 55V54H222ZM175 56V55H174ZM173 56V57H174ZM206 56V57H207ZM218 56V55H217ZM147 57V56H146ZM172 57V58H173ZM204 57V56H203ZM203 57H202V60H203ZM209 57V56H208ZM211 58H212V56H210ZM219 57V56H218ZM227 57V56H226ZM184 58H185V60H184ZM206 58H204V60H205ZM216 59H218V58H216ZM203 60V61H204ZM207 60V59H206ZM189 60H187V63H190V62H188ZM195 61V60H194ZM193 61V62H194ZM199 61V60H198ZM201 61V60H200ZM208 61L210 62V60L208 59ZM208 61L206 62L205 61V64H207L208 63ZM212 61H216V60H212L211 59V63H212ZM144 62V61H143ZM146 62H147V60H146ZM182 62V61H181ZM186 62V61H185ZM218 62V61H217ZM223 62H224V59H223ZM148 63V62H147ZM186 63V64H187ZM192 63V62H191ZM190 63V64H191ZM203 64H204V62H202ZM260 63V62H259ZM49 64V63H48ZM185 64V63H184ZM195 64L197 65V63L195 62ZM203 64H201L200 65V68H202L201 66L203 65ZM204 64V65H205ZM210 64V63H209ZM208 64V65H209ZM214 64V63H213ZM23 65H22V67H23ZM56 65V66H55ZM149 65V64H148ZM189 65V64H188ZM203 65V66H204ZM211 66H212V64H210ZM209 65V67L210 68H213L214 66V68H216V66H217V64L215 63L214 65H213V67H211ZM221 65V64H220ZM26 66V68H27V70H28V67ZM140 66V65H139ZM191 66V65H190ZM198 66H199V63H198V65L195 67V66H193L194 68H196L197 70H200V72L202 71L201 69H198ZM25 67V66H24ZM23 67V69H25V72H26V68H24ZM50 67V66H49ZM138 67V66H137ZM142 67V66H141ZM143 67H144V65H143ZM142 67V68H143ZM149 67V66H148ZM262 67V66H261ZM263 67H264V65H263ZM12 68H14V66L12 67ZM193 68V69H194ZM205 68V69H204ZM203 68V70L205 71H207V69H208V66H206V67H204ZM207 68V69H206ZM209 68V69H210ZM213 68V69H214ZM18 69V68H17ZM148 69V68H147ZM208 69V70H209ZM262 70V69H261ZM211 71V70H210ZM209 71V72H210ZM264 71V70H263ZM24 72V73H25ZM26 72V74L24 75V76H26V75H28V73ZM20 73H22V72H20ZM39 73V72H38ZM43 73H46V72H43ZM258 73H261V72H258ZM200 74V73H199ZM207 74V73H206ZM205 73H204V75L205 76H207ZM209 74V73H208ZM253 74H255V73H253ZM263 73H261V75H262ZM40 75H41V73H40ZM47 75V74H46ZM131 75L132 74H130V77H131ZM29 76V75H28ZM32 76H33V74H32ZM32 76L30 75V77L32 78ZM49 76V75H48ZM129 76V75H128ZM264 76V75H263ZM26 78V77H25ZM29 78V77H28ZM48 78H50V77H48ZM30 79V78H29ZM56 79V78H55ZM264 79V78H263ZM39 80V79H38ZM128 80V79H127ZM261 80V79H260ZM144 81H145V79H144ZM24 83H25V81H23ZM30 82V81H29ZM43 82V81H42ZM2 83V82H1ZM27 83V82H26ZM26 83H25V85L23 84V86H24V88L27 86L28 87V85H26ZM44 83H46V84H50V83H48V81H46V82H44ZM53 83H55V82H53ZM144 83V82H143ZM6 84V83H5ZM29 84V83H28ZM56 84V83H55ZM57 84H59V83H57ZM40 85V84H39ZM42 85V84H41ZM135 85V84H134ZM150 85H153V83L152 82H150V80H146V82L142 85V87H139V88H143V89H141V91H142V93H141V95L140 94H137L138 96H140L141 98H140V106H147V104H149L148 103V101L150 100V99H152V97H154L153 95H152V93H151V89H150ZM7 86V85H6ZM37 86V85H36ZM138 86V85H137ZM52 87V86H51ZM56 87V86H55ZM54 87V88H55ZM58 87V86H57ZM124 87V86H123ZM131 87V86H130ZM135 87V86H134ZM23 88V87H22ZM37 88V87H36ZM42 88H44V86L42 87ZM119 88H120V86H119ZM0 89H2V88H0ZM28 89V88H27ZM30 89H31V87H30ZM50 89V88H49ZM122 89V88H121ZM121 89H120V91H121ZM37 90H39V89H37ZM48 90V89H47ZM52 89H50V91H51ZM54 90V89H53ZM56 90V89H55ZM131 90V89H130ZM28 91V90H27ZM136 91V90H135ZM140 91V90H139ZM11 92V91H10ZM9 92V93H10ZM13 92V91H12ZM23 92V91H22ZM44 92H45V90H44ZM123 92V91H122ZM127 92V91H126ZM14 93V92H13ZM20 93V92H19ZM48 93V92H47ZM135 93H137V92H135ZM139 93V92H138ZM15 94V93H14ZM21 94V93H20ZM26 94V93H25ZM30 94H31V92H30ZM33 94V93H32ZM35 94V93H34ZM49 94V93H48ZM47 94V95H48ZM126 94V93H125ZM132 94V93H131ZM10 95V94H9ZM22 95H24V93L22 94ZM21 95V96H22ZM38 95V94H37ZM118 95V94H117ZM11 97H12V95H10ZM14 96V95H13ZM17 96H20L19 94L17 95ZM25 96V95H24ZM35 96V95H34ZM119 96H122V94H119ZM205 96H207V95H205ZM10 97V98H11ZM15 97V96H14ZM39 97V96H38ZM114 97H117V96H114ZM203 97V96H202ZM7 98H9V96L7 97ZM28 98V99H27ZM117 98H119V97H117ZM117 98H115L116 100H117ZM136 98H139V97H136ZM206 98V97H205ZM21 99V98H20ZM19 98L17 99V100H20ZM38 99H36V101L38 100ZM198 99H201V98H199L198 97ZM219 99V98H218ZM153 100V99H152ZM192 100V99H191ZM190 100V101H191ZM196 100V99H195ZM7 101V100H6ZM5 101V102H6ZM11 101V100H10ZM30 101V100H29ZM119 101V100H118ZM139 101V99H137V102ZM190 101H188V102H190ZM197 101V100H196ZM108 102H107V104H108ZM219 102V101H218ZM4 103V102H3ZM9 103V102H8ZM12 103V102H11ZM139 103V102H138ZM191 104V103H190ZM193 104V103H192ZM191 104V105H192ZM195 104V103H194ZM214 104H215V102H214ZM7 106L9 105V104H6ZM18 107H17V106ZM20 105V104H19ZM23 105V104H22ZM196 106V105H195ZM21 107V106H20ZM138 107V106H137ZM186 107H187V105H186ZM185 107V108H186ZM1 108H3V107H1ZM5 108H6V106H5ZM184 108V107H183ZM182 108V109H183ZM214 108V106H213V101H211V99H209V101H206V102H204V103H200L199 104V106L198 107H195V109H194V112H192V113H194V115H196V117L197 116H199V117H201V116H203L204 114H206V113H209V112H214L213 109ZM8 109V108H7ZM137 109V108H136ZM182 109H179V110H182ZM186 109H188V108H186ZM192 110H193V108H192ZM140 111L142 112V109L140 108ZM222 111V110H221ZM177 112H179V111H177ZM187 112V111H186ZM190 112V111H189ZM3 113H4V110H3ZM143 113V112H142ZM180 113V112H179ZM6 114V113H5ZM4 114V115H5ZM145 114H146V112H145ZM144 114V115H145ZM258 114V113H257ZM261 114V113H260ZM209 115V114H208ZM208 115H206V116H208ZM211 115V114H210ZM218 115V114H217ZM226 115V114H225ZM137 116V115H136ZM142 116V115H141ZM180 116V115H179ZM6 117L8 118V116L6 115ZM5 117V118H6ZM195 117V118H196ZM259 117H261V116H259ZM142 118V117H141ZM210 118V117H209ZM212 118V117H211ZM1 119H3V118H1ZM191 119V118H190ZM78 120V119H77ZM143 120H145V116H144V119ZM173 120V119H172ZM183 120V119H182ZM185 120V119H184ZM188 120V119H187ZM202 120V119H201ZM215 120V119H214ZM262 120V119H261ZM12 121H14V120H12ZM132 121V120H131ZM136 121V120H135ZM135 121H134V125L133 126H135L136 125V123H135ZM138 121V120H137ZM10 122V121H9ZM143 123V121H140V123ZM168 122V121H167ZM166 122V123H167ZM203 122V121H202ZM212 122V121H211ZM220 122V121H219ZM12 123H15V121L14 122H12ZM26 123V124H25ZM139 123V122H138ZM139 123V124H140ZM170 123H172V122H170ZM176 123V122H175ZM264 123V122H263ZM256 124H258L257 122H256ZM262 124V123H261ZM261 124H259V126H261ZM76 125H79V123L78 124H76ZM81 125V124H80ZM129 125V122H128V124H127V126ZM130 125H132V123H130ZM129 125V126H130ZM141 125V124H140ZM168 125V124H167ZM174 125V124H173ZM177 125V124H176ZM193 125V124H192ZM264 125V124H263ZM128 126V127H129ZM143 126V125H142ZM166 126V125H165ZM164 126V127H165ZM194 126V125H193ZM213 126V125H212ZM259 126H257V127H259ZM80 127V126H79ZM126 127V126H125ZM140 127V126H139ZM167 127V126H166ZM174 129H176V127L175 126H172ZM192 127V126H191ZM194 127H196V126H194ZM202 127V126H201ZM201 127H199V128H201ZM204 127V126H203ZM207 127V126H206ZM81 128H83L82 126H81ZM119 128H121V127H119ZM124 128V127H123ZM179 128V127H178ZM184 128V127H183ZM187 128V127H186ZM256 128V127H255ZM110 129V128H109ZM166 129V128H165ZM172 129V128H171ZM173 129V131H175ZM180 130H181V128H179ZM257 129V128H256ZM255 129V130H256ZM79 130V129H78ZM117 130V129H116ZM137 130V129H136ZM139 130V129H138ZM169 130V129H168ZM183 130V129H182ZM190 130V129H189ZM196 130V129H195ZM198 130H200V129H198ZM206 130H208V129H206ZM211 130V129H210ZM114 131V130H113ZM120 131V129L118 130V132ZM122 131V130H121ZM125 131H128V133H130L131 135H133V133H134V131H135V127H134V130H133V127H131L130 126V128H127V129H124V134H125ZM167 131V130H166ZM172 131V130H171ZM170 131V132H171ZM178 131V130H177ZM176 131V132H177ZM185 131V130H184ZM209 131V130H208ZM249 131V130H248ZM117 132V131H116ZM117 132V133H118ZM168 132V131H167ZM179 132V131H178ZM182 132V131H181ZM180 132V133H181ZM187 132V131H186ZM190 132V131H189ZM189 132H187V133H189ZM193 132V131H192ZM201 132H203V131H201ZM205 132V131H204ZM252 132V131H251ZM91 133V134H90ZM121 133V132H120ZM127 133V132H126ZM138 133V132H137ZM136 133V134H137ZM197 133V132H196ZM211 132H209V134H210ZM215 133V132H214ZM264 133V132H263ZM122 134H123V132H122ZM170 134V133H169ZM178 134V133H177ZM186 134V133H185ZM193 134V133H192ZM217 134V133H216ZM248 134V133H247ZM252 134V133H251ZM255 134V133H254ZM260 134V133H259ZM127 134H125V136H126ZM166 135H168V133L166 134ZM171 135V134H170ZM174 135V134H173ZM180 135V134H179ZM183 135V134H182ZM201 135V134H200ZM203 135V134H202ZM220 135V134H219ZM249 135V134H248ZM247 135V136H248ZM114 136V135H113ZM121 136V135H120ZM123 136V135H122ZM135 136V135H134ZM141 136V135H140ZM175 137H176V133H175V135H174ZM173 136V137H174ZM209 136V135H208ZM211 136V135H210ZM259 136V135H258ZM34 137V136H33ZM38 137H39V134H38ZM37 137V138H38ZM81 137V138H80ZM127 137V136H126ZM125 137V139H127ZM128 137H130V135L128 136ZM171 137V136H170ZM174 137V139H173V143H172V146L170 147H168L167 146V148H168V152H167V158H168V161L167 162H169V171H171V168H170V166L172 167V170L173 171H175L176 173H178L179 175H180V177H181V179L179 178V177H177V176H175L176 178H179L180 179V181L179 180H176V182H181V181H183V183L187 186L188 184V187L190 186V184H194L195 185V187H196V189H199L198 191L199 192H204L203 190H205V192H206V190L209 192V191H211V190H214L213 188L215 187H217V186H215L216 185V183L214 182V179H213V175H212V169L210 170V171H207V169L206 170H202L201 169V167H200V165H202V164H200V163H198L197 161H195V160H193V159H191L192 158V156H191V158H190V156H188V154H186V150H187V148H188V144H187V142L185 141L186 139H185V135H184V139H183V137H179V138H175ZM178 137V136H177ZM188 137V136H187ZM189 137H190V135H189ZM214 137H217V136H214ZM213 137V138H214ZM221 137V136H220ZM260 137H261V135H260ZM122 138V137H121ZM192 138H194L193 136H192ZM205 138H206V135H205ZM225 138V137H224ZM262 138H264V137H262ZM118 139H119V136H118ZM123 139V138H122ZM135 139V138H134ZM187 139H189V138H187ZM191 139V138H190ZM197 139V138H196ZM199 139V138H198ZM204 139V138H203ZM202 139V140H203ZM207 139V138H206ZM212 139V138H211ZM91 141H92V138L90 139ZM117 140V139H116ZM115 140V141H116ZM200 140V139H199ZM238 140V139H237ZM260 140V139H259ZM169 141V140H168ZM190 141H192V140H190ZM196 141V140H195ZM251 141V140H250ZM86 142V141H85ZM90 142V141H89ZM109 142V143H110ZM122 142V141H121ZM123 142L125 143V141H124V139H123ZM129 142H132L131 140L129 141ZM171 142V141H170ZM196 142H199L198 140L196 141ZM240 142V141H239ZM94 143V142H93ZM93 143H92V145H93ZM97 143V144H98ZM112 143V142H111ZM115 143H117V142H115ZM114 143V141H113V144H115ZM168 143V142H167ZM200 143H202V142H200ZM211 143V142H210ZM227 143H228V141H227ZM12 144V143H11ZM10 144V145H11ZM80 144H81V142H80ZM80 144H78V145H80ZM96 144V145H97ZM127 144H128V142H127ZM190 144V143H189ZM218 144V142H215V145L213 146L212 145V147H215V148H219L220 149V147H219V145H218V147L216 146ZM223 144V143H222ZM221 144V145H222ZM233 144V143H232ZM236 144V143H235ZM264 144V143H263ZM10 145H8V146H10ZM95 144H94V146H96ZM112 145V144H111ZM124 145V144H123ZM167 145V144H166ZM171 145V144H170ZM192 145V144H191ZM196 145H197V143H196ZM201 145V144H200ZM206 145V144H205ZM220 145V146H221ZM254 145V144H253ZM252 145V146H253ZM261 145V144H260ZM5 146H7L6 144H5ZM12 146H14L13 144H12ZM5 147V148H8V149H6V151H3V147L0 149L1 151H3L4 152V154L6 155V156H9L10 158V160L12 159V157L14 156L13 155V152L14 151H16V150H13V149H16L17 147L16 146H14V147ZM19 146V145H18ZM70 146V147H71ZM98 146V145H97ZM117 146V145H116ZM121 146V145H120ZM203 146V145H202ZM256 146H258V145H256ZM75 147V146H74ZM77 147V146H76ZM80 147V146H79ZM79 147H78V150L80 151V149H79ZM103 147V146H102ZM107 147V146H106ZM194 147V146H193ZM261 148H263V145L262 146H260ZM20 148V147H19ZM92 148V147H91ZM87 149L86 150V154H85V152H84V154H83V156H82V154H79L80 155V157L79 156H77L78 158H76V156L75 155H73V156H75V160H74V162H72V164L71 165H69L70 167H69V173L67 174V175H69V177L71 178L70 180H71V188H70V185H69V187L68 188H70V189H68V188H66L67 189V194H66V191H64L63 190V186L65 187V184L63 185V186H60V188L62 187V190L65 192V194H66V197L68 196V198L66 199L65 198V201H66V203H64L65 205V209H64V207H63V209H64V211L66 210L67 212H66V219H65V222H61V219L59 220L58 218H56V214L55 213H57L58 211L57 210H55V204L58 202V201H55V199H54V202H52V200H49V197L50 196H44L43 194V190H42V188H41V186H40V184H39V182H37L39 179L38 178H41V177H38L37 175V181H35V179L36 178H34V177H32L33 179H34V181H33V179L31 178V181H29V182H32L31 183V185H29L28 184V186L29 187H31L32 189H30V188H28V187H26V188H28V190H26L28 193H29V190H33V192H34V194H33V192L32 191H30L31 192V194H33V195H30L29 194V197H28V193H27V199H32V198H35V201H33V203H32V209H33V211L31 212V214H30V212H29V214H30V216H31V218L29 219L30 220V224H32V225H35L37 222L38 223H40L42 220H46V222L48 221V222H50V220H51V222H50V224H49V226L47 227V225L46 224H43L42 222H41V224H43V226L44 225H46V229L44 230V232H45V234H44V240H45V243H43V241H42V243H43V245L44 246H42L41 248H39V249H42L41 251L40 250H37V247H36V251L37 252H39L38 254H37V256H31V257H33L34 259H31V257H30V259L28 260V259H25V260H21V261H19V263L18 264H114V261H113V257L114 256H116L117 257V254H119L120 253V251H121V249L123 248V250H124V248H126L125 250H127L128 251V255L131 257V258H134V253H133V249H135V248H133L135 245V243H133V241H134V239L136 240V238H138V237H140V236H142L141 235V233L143 232V230H142V232L140 233V232H138V228L140 227H144L145 228V226H147L148 225V220L146 221L145 219H147V218H145V217H143V216H141V217H143V218H140L139 216H138V209L139 210H142L143 208H142V206H141V204L139 203L140 201H138L139 199L138 198H136V197H138L137 195H136V191H137V188L139 187V185H140V181H141V179L143 178V176H144V172H143V170H130V169H125V168H122V167H116V168H108V167H104V168H102L103 169V172H104V175H105V177H106V184L105 185H103V189H105L104 190V193H103V195L105 194H107V196H108V194L110 195V199H109V196L107 197L109 200H112V201H110V206H108L109 207V210H107V212H109V215L111 216H109V218H110V223L108 222L107 224H104V226H102V223L100 224V223H98V220L96 219V216H95V213H96V208L93 206V203L95 202L93 199V201L94 202H92V200H91V202H92V204H86V202H85V204H82V203H78V200H79V198L80 197H76V190L78 189V187H80V185L82 186V183L83 182H87V181H85V178L87 177V176H89V172H90V169H91V166L92 165H94V163L96 162V154H95V152L97 151V149H96V151H94L93 149ZM94 148V147H93ZM96 148H98V147H96ZM104 148V147H103ZM119 148V147H118ZM117 148V149H118ZM163 148H165V145H164V147ZM191 148L192 147H190V150H191ZM205 148V147H204ZM210 148V147H209ZM252 148H254V147H252ZM256 148H258V147H255V149ZM75 149V148H74ZM105 149V148H104ZM116 149V150H117ZM195 149V148H194ZM200 149V148H199ZM223 149V148H222ZM5 150V149H4ZM77 150V149H76ZM75 150V152H77ZM82 150V149H81ZM165 150H166V148H165ZM12 151V152H11ZM78 151V152H79ZM99 151H102L101 149H100V147L98 148V151L97 152H99ZM104 151H106V150H104ZM188 151H189V149H188ZM194 151V150H193ZM192 151V152H193ZM198 151V150H197ZM260 151H264V150H260ZM17 152H18V150H17ZM16 152V153H17ZM20 152V151H19ZM109 152H110V150H109ZM191 152V151H190ZM201 152V151H200ZM205 152V151H204ZM2 153V152H1ZM15 153V152H14ZM22 153V152H21ZM139 153V152H138ZM166 153V152H165ZM13 155L12 157L10 156V155ZM17 154H19V153H17ZM23 154V153H22ZM21 154V155H22ZM76 154V153H75ZM108 154V153H107ZM110 154V153H109ZM147 154H149V153H147ZM152 154V153H151ZM151 154H150V156H151ZM215 154V153H214ZM263 155H264V153H262ZM5 155H4V158H6L5 157ZM72 155V154H71ZM77 155V154H76ZM139 155V154H138ZM2 155H0V157H1ZM23 156H25L24 154L22 155V159H23ZM153 156V155H152ZM195 156V155H194ZM196 156H197V154H196ZM204 156V155H203ZM224 156V155H223ZM258 156V155H257ZM8 158V157H7ZM6 158V159H7ZM16 158H17V156H16ZM71 157H69V159H70ZM165 158V157H164ZM199 158V157H198ZM204 158V157H203ZM5 159V164L4 165H6V164H8L9 163V159H7L6 160ZM14 159V158H13ZM105 159V158H104ZM200 159V158H199ZM205 159V158H204ZM203 159V160H204ZM208 159V158H207ZM17 160V159H16ZM106 160V159H105ZM6 161H8V163H6ZM13 161V160H12ZM11 161V162H12ZM17 161H19V159L17 160ZM70 161V160H69ZM213 161V160H212ZM10 162V163H11ZM97 162H99V161H97ZM105 162V161H104ZM104 162H101V163H103V164H105ZM167 162H165V163H167ZM204 162H205V160H204ZM214 162V161H213ZM16 163V162H15ZM19 163H21V162H19ZM100 162H99V164H101ZM208 163H209V160H208ZM96 164V163H95ZM14 165V164H13ZM20 165V164H19ZM97 165V164H96ZM205 165V164H204ZM15 166V165H14ZM135 166V165H134ZM146 166V165H145ZM148 166V165H147ZM146 166V167H147ZM166 166V165H165ZM7 167V166H6ZM12 167V166H11ZM16 167H18L17 165H16ZM66 167H68V165L66 166ZM98 167H100V166H98ZM206 167V166H205ZM210 167V166H209ZM252 166H250L249 164H246L245 162L241 165V172H242V175H243V179H247V181L248 180H254L255 179V172L252 170V168H251ZM255 167V166H254ZM14 168V167H13ZM143 168V167H142ZM147 168H149V167H147ZM164 168H166V167H164ZM140 169V168H139ZM166 170V169H165ZM220 170V169H219ZM256 170V169H255ZM95 171V170H94ZM143 172V176L141 177L140 176V174ZM150 171V170H149ZM148 171V172H149ZM139 172H141V173H139ZM93 174V173H92ZM168 174H169V172H168ZM172 174H174L173 172H172ZM216 174V173H215ZM66 175V176H67ZM35 176V177H36ZM93 176V175H92ZM172 176H174V175H172ZM68 177V176H67ZM69 177H68V179H69ZM104 177V176H103ZM171 177V176H170ZM141 178V179H140ZM105 179V178H104ZM241 179H242V177H241ZM240 179V180H241ZM70 180H68V181H70ZM101 180V179H100ZM146 180V179H145ZM169 181L170 180H172V179H168ZM175 180V179H174ZM217 180V179H216ZM27 181V182H28ZM88 181H89V179H88ZM104 181V180H103ZM219 181V180H218ZM243 181V183L245 182V183H247L246 182V180H242ZM241 181V182H242ZM95 182V181H94ZM98 182V181H97ZM100 182V181H99ZM143 182V181H142ZM171 182H175V181H170V183L168 184V183H166L165 185H167L166 187V191H164L165 190V185H164V189H163V192H166L165 193V197H166V199H167V201H170L171 202V205H172V208H173V210H174V208L176 207V208H178L177 209V213H178V210H179V208L181 207L182 209H183V207H184V205L186 206L188 203H189V205H192V203L190 204V202H188L189 200H190V198H189V200H188V198H186L188 201H186V199L184 198V196L182 197L180 194H178V193H180L181 191L180 190H178L177 191V189L179 188L178 187V183L176 184V182L174 183V186H173V183H172V185H170L171 184ZM198 182L200 183V185H198ZM240 182V181H239ZM64 183H66L65 182V180H64ZM145 183V182H144ZM220 183V182H219ZM42 184V183H41ZM98 184V183H97ZM86 185V184H85ZM145 185V184H144ZM176 185H177V189H175V187H176ZM183 185V184H182ZM191 185V186H192ZM23 186V185H22ZM68 185H66V187H67ZM179 186H181V184L179 185ZM15 187V186H14ZM84 187V186H83ZM182 187V186H181ZM180 187V188H181ZM144 188V187H143ZM142 188V189H143ZM185 188V187H184ZM189 188H191V187H189ZM188 188V189H189ZM193 188V187H192ZM218 188V187H217ZM102 189V190H103ZM140 189V188H139ZM145 189V188H144ZM220 189V188H219ZM20 190H21V188H20ZM61 190V191H62ZM70 190V191H69ZM186 190V189H185ZM52 191V190H51ZM60 191V195L62 196V192ZM81 191V190H80ZM88 191V190H87ZM140 191V190H139ZM182 191H184V190H182ZM188 191V190H187ZM197 191V190H196ZM25 192V191H24ZM95 192V191H94ZM186 192V191H185ZM184 192V193H185ZM216 192V191H215ZM214 192V193H215ZM9 193H10V191H9ZM15 193V192H14ZM22 193V192H21ZM78 193V192H77ZM87 193V192H86ZM187 193V192H186ZM52 194V193H51ZM65 194H63V196L65 195ZM96 194V193H95ZM150 193H148L147 194V196L149 195ZM182 194V193H181ZM193 194V193H192ZM202 194V193H201ZM200 194V195H201ZM204 194V193H203ZM7 195V194H6ZM57 195H59V194H54V196L55 197H59V196H57ZM139 195V194H138ZM184 195H186V194H184ZM190 195V194H189ZM188 195V196H189ZM194 195H195V193H194ZM33 196V197H32ZM44 196V197H43ZM53 196V197H54ZM210 196V195H209ZM209 196H207V197H209ZM4 197L6 198V196L4 195ZM9 197V196H8ZM7 197V198H8ZM82 197V196H81ZM149 197V196H148ZM165 197H163V198H165ZM201 197V196H200ZM6 198V199H7ZM18 199H19V197H17ZM25 198V197H24ZM39 199V201H36V199ZM59 198H61V197H59ZM59 198H58V200H59ZM64 198V197H63ZM87 198V197H86ZM85 198V199H86ZM100 198V197H99ZM193 198V197H192ZM6 199H4L5 201H6ZM26 198H25V200H27ZM37 199V200H38ZM45 199H47V200H49L52 204L54 203V211L52 210V206H50V204L45 200ZM78 199V200H77ZM83 199V198H82ZM143 200V198H140V200ZM146 200L148 199L147 197L145 198ZM165 199V200H166ZM197 199V198H196ZM195 199V200H196ZM203 199V198H202ZM8 200V199H7ZM12 200V199H11ZM84 200V199H83ZM87 200V202H88V200H89V197H88V199H86ZM141 200V201H142ZM165 200H163L164 202H166V204H167V201H165ZM208 200V199H207ZM13 201H16V200H13ZM18 201V203H19V201H20V199L19 200H17ZM23 201H24V199H23ZM22 201V202H23ZM60 201V200H59ZM61 201H62V199H61ZM64 201V202H65ZM97 201H98V199H97ZM101 201H102V199H101ZM103 201H105V200H103ZM22 202H20V203H22ZM27 203H29L28 202V200L26 201ZM31 202V201H30ZM89 202H90V200H89ZM170 202H169V204H167V206L169 205L170 207H171V205H170ZM188 202V203H187ZM193 202V201H192ZM195 202H197V201H195ZM195 202H193V204L195 203ZM25 203V202H24ZM102 203V202H101ZM100 203V204H101ZM145 203V202H144ZM6 204H7V202H6ZM58 204V203H57ZM97 204V203H96ZM146 204H147V202H146ZM165 204V203H164ZM198 204H201V203H198ZM203 204V203H202ZM30 205V204H29ZM29 205H27V206H29ZM189 205H187L186 207H188L189 208ZM195 205V204H194ZM196 205H197V203H196ZM209 205V204H208ZM4 206H5V204H4ZM4 206H2V207H4ZM20 206V205H19ZM19 206H17V207H19ZM58 206V205H57ZM106 207H107V205H105ZM143 206H146L145 204L143 205ZM148 206V205H147ZM151 206V205H150ZM167 206H165L166 208H167ZM174 206V207H173ZM183 206V207H182ZM199 206V205H198ZM194 207V206H192V207H190V209H188V210H191V209H196V208H199V207ZM201 206V205H200ZM6 207V206H5ZM22 207V206H21ZM201 207H203V208H205L204 206H201ZM200 207V208H201ZM58 208V207H57ZM103 208V207H102ZM141 208V209H140ZM147 208V207H146ZM145 208V211L147 210ZM151 208H152V206H151ZM150 208V209H151ZM171 208V209H172ZM202 208V209H203ZM4 209V208H3ZM2 209V210H3ZM6 209H8V208H6ZM22 209V208H21ZM31 209V208H30ZM108 209V208H107ZM149 209V213H151L150 210ZM170 209V208H169ZM171 209H170V211H171ZM181 209V210H182ZM186 210H187V208H185ZM206 209V208H205ZM99 210H101V209H99ZM153 210V209H152ZM198 210V209H197ZM197 210H194V211H197ZM7 211V210H6ZM6 211H2L1 213L4 215L5 214V212ZM31 211V210H30ZM55 211H57V212H55ZM175 211V210H174ZM183 211H184V209H183ZM199 211H201V209H199ZM206 211V210H205ZM215 211V210H214ZM7 212H9L10 213V211H7ZM99 212V211H98ZM102 212V210L100 211V213ZM143 212V211H142ZM141 212V213H142ZM176 212V211H175ZM181 212V211H180ZM207 212H210V210H208ZM206 212V213H207ZM216 212V211H215ZM0 213V226L2 227V218H5V217H3V215ZM11 213H12V211H11ZM13 213H15V212H13ZM25 213V212H24ZM62 213H63V211H62ZM61 213V214H62ZM105 213V212H104ZM145 213V212H144ZM170 213V212H169ZM174 213V212H173ZM182 213V212H181ZM187 213V212H186ZM189 213V212H188ZM200 213V212H199ZM202 213V212H201ZM206 213H205V215H206ZM26 214H27V212H26ZM96 214H98V213H96ZM107 214V213H106ZM106 214H104L103 216H104V218L105 217H107V216H105ZM175 214V213H174ZM174 214H172V215H174ZM183 214H185V212H183ZM196 214V213H195ZM212 214V213H211ZM216 214H217V212H216ZM215 214V215H216ZM13 216H14V214H12ZM12 215H10L9 217H11L10 219H12ZM22 215V214H21ZM28 215V214H27ZM171 215V214H170ZM176 215H179L180 216V213L179 214H176ZM190 215H192V214H190ZM197 215V214H196ZM25 216V215H24ZM57 216H58V214H57ZM60 216V215H59ZM98 216V215H97ZM207 216H208V213H207ZM221 216H223V215H221ZM14 217H16V216H14ZM19 217H20V215H19ZM65 217V216H64ZM63 217V218H64ZM100 217V216H99ZM189 217V216H188ZM206 217V216H205ZM218 217H220V216H218ZM17 218V217H16ZM24 218H26V216L24 217ZM109 218L107 217V219L109 220ZM149 218V217H148ZM152 218V217H151ZM172 218H173V216H172ZM171 218V219H172ZM177 218V217H176ZM175 218V219H176ZM181 218H182V220L184 221V220H186V219H183L184 217H182L181 216ZM181 218H179V219H181ZM207 218V217H206ZM20 219V218H19ZM103 219V218H102ZM102 219H101V221H102ZM178 219V220H179ZM188 219V218H187ZM190 219V218H189ZM188 219V220H189ZM191 219H192V217H191ZM204 219V218H203ZM217 219V218H216ZM24 220V219H23ZM26 220H27V218H26ZM64 220V219H63ZM62 220V221H63ZM99 220H100V218H99ZM105 220H106V218H105ZM108 220H106V222L108 221ZM173 220H174V218H173ZM177 220V221H178ZM196 220V219H195ZM219 220V219H218ZM225 220V219H224ZM152 221V220H151ZM168 221V220H167ZM197 221H199L198 219H197ZM196 221V222H197ZM223 221V220H222ZM226 221V220H225ZM16 222H18V221H16ZM179 222H182L181 220L179 221ZM186 222H188V221H186ZM196 222H195V224H196ZM201 223H202V221H200ZM5 223V222H4ZM8 223V222H7ZM12 223V222H11ZM10 223V224H11ZM25 223H27L26 221H25ZM28 223V224H29ZM104 223H105V221H104ZM167 223V222H166ZM171 223V222H170ZM169 223V224H170ZM192 223L194 224V222L192 221ZM204 223V222H203ZM212 223V222H211ZM222 224H223V222H221ZM220 223V224H221ZM6 224V223H5ZM14 224V223H13ZM16 224V223H15ZM21 224V223H20ZM29 224V225H30ZM173 224H175V222L174 223H172V225H170L171 226V228H170V226L167 228L168 230L170 229V230H172V229H175V228H178V227H176L175 225H174V227H172L173 226ZM179 224V223H178ZM194 224V225H195ZM198 224V223H197ZM205 224L206 223H204V226H205ZM209 224V223H208ZM214 224V223H213ZM215 224H216V222H215ZM215 224H214V226H215ZM219 224V225H220ZM8 226H9V224H7ZM31 225V227H29V226H27V227H29V229L30 228H32V229H28L29 231H32L33 229H34V227ZM39 224H37L36 225V227L38 226ZM181 225H183L182 223H181ZM181 225H179V226H181ZM187 225V224H186ZM192 224H190V226H191ZM201 225V224H200ZM224 225H225V223H224ZM13 226H15V225H13ZM41 226V225H40ZM40 226H38L39 228H40V230H42V228L40 227ZM162 226V225H161ZM168 226V224H166V227ZM189 226V225H188ZM202 227H204L203 225H201ZM208 226V225H207ZM0 227V229H2ZM6 227V226H5ZM184 227V226H183ZM192 227V226H191ZM195 227H196V225H195ZM194 227V228H195ZM199 227V224L197 225V228ZM206 227V226H205ZM209 228H210V226H208ZM207 227V228H208ZM8 228V227H7ZM11 228V227H10ZM143 228V229H144ZM149 228H151V227H149ZM161 228V227H160ZM182 228V227H181ZM184 228H186V227H184ZM193 228V229H194ZM200 228V227H199ZM212 228V227H211ZM9 229V228H8ZM8 229H6V230H8ZM26 229V228H25ZM36 229V228H35ZM34 229V230H35ZM155 228H153V230H154ZM164 229H165V227H164ZM187 229V228H186ZM186 229L184 230L183 228L180 230H177L176 229V231H186ZM189 229V228H188ZM193 229L192 228H190L189 230L192 232L193 231ZM27 230V229H26ZM33 230V231H34ZM37 230H39V229H37ZM37 230H35V232L37 233L38 231ZM141 230V229H140ZM156 230V229H155ZM162 230V229H161ZM198 230V229H197ZM1 231V230H0ZM4 231L5 230H3V233H4ZM19 231V230H18ZM43 231V230H42ZM148 231H151V229L150 230H148ZM163 231H166V230H163ZM173 231V230H172ZM175 231V230H174ZM188 231V230H187ZM7 232V231H6ZM5 232V233H6ZM27 232V231H26ZM35 232H33V233H35ZM41 231H39V234L38 235H40L41 236V233H40ZM43 232V233H44ZM152 232V231H151ZM171 232V231H170ZM169 231H168V233H170ZM183 232V233H184ZM194 232H195V230H194ZM14 233V232H13ZM28 233V232H27ZM146 233H147V229H146ZM154 232H152V234H153ZM165 233V232H164ZM167 233V232H166ZM167 233V234H168ZM172 233H174V232H172ZM177 233V232H176ZM185 233H189V232H185ZM7 234H10V232H8ZM29 234V233H28ZM36 234V235H37ZM2 235H4V234H2ZM23 235V234H22ZM34 235V234H33ZM36 235H35V237H36ZM43 235V234H42ZM140 235V236H139ZM147 234H145V236H146ZM150 234H148V236H149ZM161 235H163V234H161ZM172 235H174V234H172ZM178 235H179V233H177V241L178 240H180V237H181V235H180V237H179V239H178ZM184 235H186V234H184ZM7 236V235H6ZM9 236V235H8ZM40 236H37V237H40ZM145 236H143V237H145ZM147 236V237H148ZM163 236H165V235H163ZM18 237V236H17ZM34 237V236H33ZM33 237L31 238V240H29V243H30V241L32 242V240H34L33 239ZM36 237V238H37ZM42 237V236H41ZM175 237H176V235H175ZM262 237V236H261ZM12 238V237H11ZM20 238V237H19ZM19 238H18V240H19ZM182 238V237H181ZM10 239V238H9ZM43 239V238H42ZM143 239V238H142ZM183 239V238H182ZM10 240H13V239H10ZM26 240V239H25ZM36 240V239H35ZM38 240H40V238L38 239ZM37 240V241H38ZM149 240V239H148ZM164 240V239H163ZM15 241V240H14ZM142 241V240H141ZM12 242V241H11ZM20 242H21V240H20ZM150 242V241H149ZM13 243V242H12ZM16 243H17V240H16ZM23 243H25V242H23ZM34 243V242H33ZM32 243V244H33ZM39 243V242H38ZM142 243H143V241H142ZM15 244V243H14ZM31 244V243H30ZM37 244V243H36ZM41 244V243H40ZM137 244V243H136ZM140 244V243H139ZM147 244H148V242H147ZM261 244V243H260ZM263 244V243H262ZM21 245V244H20ZM34 246H36L35 244H33ZM138 245V244H137ZM144 245V244H143ZM257 245V244H256ZM24 246V245H23ZM38 246H39V244H38ZM147 246V245H146ZM179 246V245H178ZM181 246V245H180ZM11 247H12V245H11ZM15 247H18V249H16V250H19V245L17 246H15ZM31 247H32V245H31ZM22 248V247H21ZM26 248H27V245H26ZM180 248V247H179ZM12 249H14V248H12ZM23 250V249H22ZM29 250V249H28ZM34 250V251H35ZM154 250V249H153ZM156 251H157V249H155ZM155 250L153 251V252H155ZM1 251V250H0ZM15 251V250H14ZM13 251V252H14ZM24 251V250H23ZM49 251H51L52 252V254L49 252ZM19 252H21V249H20V251ZM18 252V253H19ZM8 253V252H7ZM15 253V252H14ZM22 253V252H21ZM33 253V252H32ZM157 253V252H156ZM4 254V253H3ZM9 254H10V252H9ZM24 254H26V252H24ZM21 255V254H20ZM27 255V254H26ZM123 255V254H122ZM12 256V255H11ZM18 256V255H17ZM16 256V257H17ZM4 257H8V256H6V255H4ZM10 257V256H9ZM3 258V257H2ZM2 258H0V259H2ZM19 258H20V256H19ZM18 257L16 258V259H19ZM123 258V257H122ZM114 259H116L117 260V258H114ZM3 260V259H2ZM2 260H1V262H0V264L2 263L3 264V262H4V260H3V262H2ZM11 260V259H10ZM6 261V260H5ZM9 261V260H8ZM8 261H6V262H4V263H7ZM191 261H193V260H191ZM10 262V261H9ZM13 262H14V260H13ZM168 263L167 264H169V262H170V264H172L171 262L172 261H167ZM180 262V261H179ZM183 262H185V261H183ZM197 262V261H196ZM195 262V263H196ZM12 262H10V263H7V264H11ZM14 263H16V261L14 262ZM174 263H175V261H174ZM173 263V264H174ZM176 263H178V261H176ZM194 263V264H195ZM164 264V263H163ZM179 264V263H178ZM180 264H182V263H180ZM197 264V263H196Z\"/></svg>","mask_w":264,"mask_h":264}]
</instances>
